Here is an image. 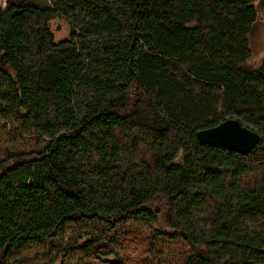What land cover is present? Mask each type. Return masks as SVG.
<instances>
[{"label": "trees", "instance_id": "1", "mask_svg": "<svg viewBox=\"0 0 264 264\" xmlns=\"http://www.w3.org/2000/svg\"><path fill=\"white\" fill-rule=\"evenodd\" d=\"M33 1L0 0V264H126L145 232L159 263L264 264V0ZM227 119L251 152L198 140Z\"/></svg>", "mask_w": 264, "mask_h": 264}, {"label": "rangeland", "instance_id": "2", "mask_svg": "<svg viewBox=\"0 0 264 264\" xmlns=\"http://www.w3.org/2000/svg\"><path fill=\"white\" fill-rule=\"evenodd\" d=\"M38 6L42 8H46L48 1L47 0H35L33 1ZM2 10L6 9V2L2 1L1 4ZM261 19L259 22H256L252 28L251 35H250V48L252 50L253 57L251 59V63L255 68H259L264 60V15L260 13ZM53 31L58 41L62 39H66L69 37L70 34V25L64 19H57L52 23ZM134 230V228H132ZM69 234L68 233L63 240L66 242L68 238H66ZM132 236H123L122 237V245L120 249H115L116 252L119 254V257L125 260L126 264H181L179 261V257L175 260L169 256L168 259L159 263V258L156 256V260H152L148 258L147 251L151 249V244L148 240V233H142V235ZM66 238V239H65ZM62 239L60 240V243ZM49 249H45L44 251H48ZM177 250L179 254H186L188 253V249L185 247L178 245ZM188 255V254H187ZM108 259H114L110 256ZM129 259V260H128ZM55 264H60L57 262Z\"/></svg>", "mask_w": 264, "mask_h": 264}, {"label": "water", "instance_id": "3", "mask_svg": "<svg viewBox=\"0 0 264 264\" xmlns=\"http://www.w3.org/2000/svg\"><path fill=\"white\" fill-rule=\"evenodd\" d=\"M197 138L203 144L240 154L251 152L260 142V135L238 119H227L216 127L200 130Z\"/></svg>", "mask_w": 264, "mask_h": 264}]
</instances>
